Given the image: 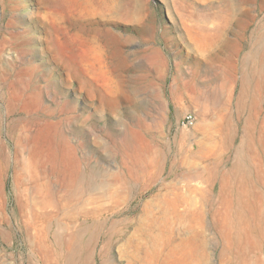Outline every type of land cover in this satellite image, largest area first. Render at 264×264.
Here are the masks:
<instances>
[{"label":"rangeland","instance_id":"rangeland-1","mask_svg":"<svg viewBox=\"0 0 264 264\" xmlns=\"http://www.w3.org/2000/svg\"><path fill=\"white\" fill-rule=\"evenodd\" d=\"M244 59L264 0H0V264H264V223L238 249L221 216L238 149L264 192Z\"/></svg>","mask_w":264,"mask_h":264},{"label":"bare ground","instance_id":"bare-ground-1","mask_svg":"<svg viewBox=\"0 0 264 264\" xmlns=\"http://www.w3.org/2000/svg\"><path fill=\"white\" fill-rule=\"evenodd\" d=\"M203 22L205 24H213V20L211 17L204 18ZM205 36H207V34H205ZM206 64H208V62H206ZM239 70L241 72V91L238 98V103L241 105H239L240 107L247 109L251 114L253 113V118H251L247 122V127L249 129H253L255 126L254 121L256 120V118L254 117H257V111L262 105H264L263 65L258 59L250 62L247 59H244ZM230 138L232 139L233 135H230ZM220 144H222L221 141ZM225 144H229V142ZM241 151V149H238V151L236 152V159L233 164V173L237 174L240 177V185L236 188L232 187L228 176L222 177L220 183V187L224 192V194L222 193V196L220 197L224 209L221 213L222 225L227 226V231L230 234H233L232 237H234L236 242H238V249L243 246L245 240H248L247 242L251 244L252 242H254L251 236L255 232V230L251 229L250 220H258L260 223H264V192L262 191L260 195L256 197L249 196V191L246 189V187L247 182L249 183L250 176L247 170V166L245 165L243 157L241 155ZM78 168L79 167H76L74 170H71L68 179H64L63 182L65 183L64 185L67 190H69L71 186L78 181L83 180L88 182V184L89 182H91L92 179L90 174L80 175ZM203 173L204 172L199 171L197 172L196 176L204 175ZM261 179L264 178H260V180ZM262 183H264V180H262ZM234 192L237 193V196L235 198H233ZM50 202H52L51 204L54 207V209L52 210L53 217L56 215L57 204L54 203L52 199L50 200ZM234 209L237 210L238 216H232L231 211ZM248 213L252 215L251 219L248 217ZM254 260L255 259L252 257V254L249 253L248 256L247 248H244V250H240V253L237 256L238 264H254Z\"/></svg>","mask_w":264,"mask_h":264},{"label":"built area","instance_id":"built-area-1","mask_svg":"<svg viewBox=\"0 0 264 264\" xmlns=\"http://www.w3.org/2000/svg\"><path fill=\"white\" fill-rule=\"evenodd\" d=\"M195 123H196V118H195L194 114L188 113L185 115L184 122H183L184 127L192 128L195 126Z\"/></svg>","mask_w":264,"mask_h":264}]
</instances>
